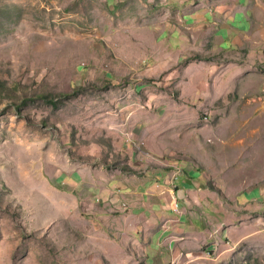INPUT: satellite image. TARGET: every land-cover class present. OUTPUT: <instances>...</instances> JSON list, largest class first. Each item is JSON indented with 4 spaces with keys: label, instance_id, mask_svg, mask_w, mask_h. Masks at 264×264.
I'll use <instances>...</instances> for the list:
<instances>
[{
    "label": "rangeland",
    "instance_id": "rangeland-1",
    "mask_svg": "<svg viewBox=\"0 0 264 264\" xmlns=\"http://www.w3.org/2000/svg\"><path fill=\"white\" fill-rule=\"evenodd\" d=\"M162 1L0 0V81L7 86L0 94V264H111L106 251L111 248L110 226L93 214L110 199L104 200L101 190L92 192V180L139 177L143 170L133 163L129 147L136 161L150 158L141 138L130 145L127 138L134 127L120 114L131 109L130 117L143 109L136 86L145 79L136 85L115 50L119 39L133 37L143 25L150 27V6ZM166 76L146 80L175 96ZM38 95L50 96L56 106L33 101ZM26 99L31 101L23 103ZM224 103L218 111L229 126L243 108ZM210 110L195 111L202 133L216 131L219 124ZM217 145L230 155L231 164H215L213 173L203 172L224 202L223 217L229 218L231 229L218 249L206 251L204 262L264 264V192L257 212L254 204L240 203L239 195L251 184L243 183L239 150L229 143ZM204 151L213 160L207 147ZM103 184L109 192L110 183ZM240 237L243 242L237 244Z\"/></svg>",
    "mask_w": 264,
    "mask_h": 264
},
{
    "label": "crops",
    "instance_id": "crops-1",
    "mask_svg": "<svg viewBox=\"0 0 264 264\" xmlns=\"http://www.w3.org/2000/svg\"><path fill=\"white\" fill-rule=\"evenodd\" d=\"M150 8L154 13L150 27L143 25L133 37L119 39L115 50L118 63L126 60L127 74L136 79V85L145 79L136 86L142 92L139 102L143 109L130 117L131 109L120 114L124 123L128 120L127 126L134 127L127 138L130 145L141 138L150 155L141 153L150 158L136 161L133 146L129 147L133 163L143 170L139 177L93 179L92 192L101 190L102 198L110 199L93 214L110 226L111 248L106 251L111 264H205L206 251L218 249L223 238H230L231 229L229 218L223 217L224 202L212 191L203 172L206 168L207 173H213L215 164H231L230 155L223 148L217 149V143H229L230 148L239 150L243 183L251 184L250 190L239 195L240 203L249 202L255 212L261 210L264 0H163ZM199 54L204 59H196ZM137 61L146 64L137 67ZM165 74L167 82L174 85L175 96L163 85L146 80ZM225 101L243 108L229 126L218 111L226 106ZM201 108L212 109L211 114L219 118L216 131L200 130ZM167 122L176 127L165 126ZM203 147L213 160L204 157ZM176 168L180 174L172 183ZM103 183H110L109 192ZM175 202L180 203V212L173 211ZM243 239L240 237L237 244Z\"/></svg>",
    "mask_w": 264,
    "mask_h": 264
},
{
    "label": "trees",
    "instance_id": "trees-1",
    "mask_svg": "<svg viewBox=\"0 0 264 264\" xmlns=\"http://www.w3.org/2000/svg\"><path fill=\"white\" fill-rule=\"evenodd\" d=\"M200 58L201 57H199V56L196 57V59H200ZM4 88H7L6 83L3 82V81H0V94L4 90ZM37 98L43 100L45 103L51 104L53 106H56V102L54 101V99H51L50 96H48V95H38V97H36L35 99H33V101H35ZM27 100L28 99L22 100V102L23 103H28L29 101H31V99H29L28 101Z\"/></svg>",
    "mask_w": 264,
    "mask_h": 264
},
{
    "label": "built area",
    "instance_id": "built-area-1",
    "mask_svg": "<svg viewBox=\"0 0 264 264\" xmlns=\"http://www.w3.org/2000/svg\"><path fill=\"white\" fill-rule=\"evenodd\" d=\"M146 153V152H145ZM148 154V153H146ZM176 171L174 172V176L172 177V183H175L178 180L179 174H180V170L179 169H175ZM181 210V205L179 202H175L174 206H173V211L174 212H180Z\"/></svg>",
    "mask_w": 264,
    "mask_h": 264
}]
</instances>
